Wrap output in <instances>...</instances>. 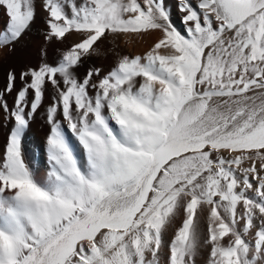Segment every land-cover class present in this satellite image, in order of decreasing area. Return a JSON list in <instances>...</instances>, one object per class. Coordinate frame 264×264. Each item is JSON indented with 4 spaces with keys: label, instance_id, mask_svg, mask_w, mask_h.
<instances>
[{
    "label": "snow or ice",
    "instance_id": "6c2138e0",
    "mask_svg": "<svg viewBox=\"0 0 264 264\" xmlns=\"http://www.w3.org/2000/svg\"><path fill=\"white\" fill-rule=\"evenodd\" d=\"M0 7L9 18L3 47L36 11L34 0ZM179 7L183 32L163 0H44L45 42L73 32L81 40L55 64L42 48L41 63L20 73L12 108L3 94L13 91L14 72L0 92L13 121L0 159V264H160L166 228L180 213L168 264H195L201 215L208 264H264V0ZM154 31L161 36L143 55L120 57L102 77L99 68L77 77L106 33ZM46 84L51 168L41 180L22 141ZM253 229L254 244L245 238Z\"/></svg>",
    "mask_w": 264,
    "mask_h": 264
},
{
    "label": "bare ground",
    "instance_id": "6f19581e",
    "mask_svg": "<svg viewBox=\"0 0 264 264\" xmlns=\"http://www.w3.org/2000/svg\"><path fill=\"white\" fill-rule=\"evenodd\" d=\"M164 6L170 12V18L173 24L178 30L183 32L184 25L182 23V17L186 14L180 10V0H163ZM193 5L198 4L199 0H190ZM44 0H34L35 6V19L31 23L30 28L22 34L18 40L11 42L3 47H0V92L8 83V73L14 72L16 75L15 86L13 91L3 94V99L7 101L9 108L14 105L16 92L23 86L20 80V73L28 68L37 67L41 61V49L46 50V56L43 58L49 64H55L61 57L62 52L68 50L74 44L80 42L81 36L78 33H68L63 40H55L52 42H45L44 32L46 30L45 21L48 18V14L43 8ZM82 0H76V4L79 5ZM65 10L70 13V6H65ZM9 18L6 15L5 10L0 7V33L6 30ZM101 40L97 41L93 45L95 51L90 50V54L83 57L82 64L76 69V75L78 78H83L89 68H99L100 76L106 75L117 64V61L122 56H135L143 55L148 51L161 36L159 31L151 32L150 34H144L138 36L136 34H105ZM163 51V50H162ZM27 79V78H26ZM97 79V77H93ZM53 91L50 85L45 86V95L43 102L38 109L37 114L33 117L32 122L27 132V140L22 141V152L25 159V163L30 167L38 179L45 180L47 173L50 171L51 163L48 159L46 152V140L49 135V124L46 120L47 107L52 103ZM28 100L32 99V92L29 90ZM27 111V109H26ZM6 114L3 110H0V159L3 158L4 149L6 147L9 130L13 126L11 119H5ZM59 118V113H58ZM66 122L61 120L62 127ZM82 152V149H78ZM256 167L259 169L262 161L255 159ZM253 161H245L241 167H250ZM241 211V207L238 206V214ZM199 215V214H198ZM183 214L177 215L174 222L167 226L164 234V244L162 245L161 252L158 253L160 258V264H168V257L170 255L167 244L171 241L176 229L182 223ZM243 223V222H241ZM240 227V225H237ZM207 221L205 216H200V236L197 247V254L194 257L195 264H208L210 258V244L204 243L207 235ZM246 240H255V229L250 230L246 235ZM230 237H225L221 243L227 245ZM252 250L250 249V256ZM151 258L150 256L148 257Z\"/></svg>",
    "mask_w": 264,
    "mask_h": 264
}]
</instances>
